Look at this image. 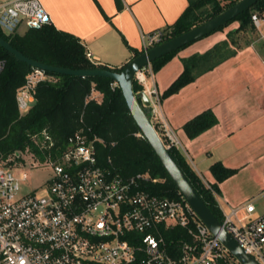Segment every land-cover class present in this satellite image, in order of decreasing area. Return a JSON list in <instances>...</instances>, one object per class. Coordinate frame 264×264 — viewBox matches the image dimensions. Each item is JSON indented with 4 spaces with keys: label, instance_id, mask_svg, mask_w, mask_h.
Returning a JSON list of instances; mask_svg holds the SVG:
<instances>
[{
    "label": "built area",
    "instance_id": "obj_1",
    "mask_svg": "<svg viewBox=\"0 0 264 264\" xmlns=\"http://www.w3.org/2000/svg\"><path fill=\"white\" fill-rule=\"evenodd\" d=\"M251 22L264 42V18L251 15ZM51 24L50 16L39 0H10L0 3V31L6 35L21 28L38 29ZM166 31L141 35L142 51L164 41ZM88 60L97 65L91 54ZM4 62L0 59V73ZM46 74L32 69L16 91L20 115L34 102L36 85ZM150 64L139 69L134 82L149 102V119L164 146L180 149L174 129L160 109V95L154 85ZM118 87L113 82L111 88ZM99 93L91 90L88 99ZM81 129L67 139V146L56 157L45 155L52 171L47 194L19 195L25 173L12 172L21 153L5 154L0 150V264H239L216 235L197 217L181 197L171 199L144 188L157 179L145 173L122 177L109 168L97 165L94 139ZM40 150L52 142L45 131L42 140L32 137ZM110 160L108 159V163ZM222 227L257 264H264V208L254 218V201L227 210L216 200Z\"/></svg>",
    "mask_w": 264,
    "mask_h": 264
},
{
    "label": "trees",
    "instance_id": "obj_2",
    "mask_svg": "<svg viewBox=\"0 0 264 264\" xmlns=\"http://www.w3.org/2000/svg\"><path fill=\"white\" fill-rule=\"evenodd\" d=\"M222 1L227 2L222 4L221 0H189L186 10L166 30L164 41L215 17L239 0ZM116 2L119 4V0ZM252 14L264 18V0H259L250 9L216 30L221 31L237 21L238 28L229 32L226 40L216 43L202 54H194L183 59L182 73L162 93L160 100L177 93L185 85L232 57L242 44H251L253 39L257 38L251 22ZM0 35L27 58L48 66L71 70L99 68L117 73L123 68L91 63L86 57L85 47L76 37L57 30L51 24L38 29H28L21 35L18 33L6 35L1 31ZM177 51L152 61L150 63L152 72H157ZM142 52L133 51L134 57ZM0 59L4 62L0 73V150L3 153L30 154L33 158L45 162L47 153L53 158L56 157L65 150L70 136L81 129L89 128L88 138L91 140L96 138L93 145L98 166L109 168L122 177L147 172L151 178L157 179V182L145 185V189L159 196L179 199L176 187L132 119L120 89L111 88L114 81L101 77L81 78L46 73V79L39 82L34 89L32 106L26 113L20 115L15 100L16 91L24 84L32 68L16 60L1 47ZM92 89L100 94L99 102L88 99ZM141 90V86L134 82V93L138 94ZM138 100L140 102L139 98ZM216 124L215 115L207 110L186 122L183 131L192 139ZM43 131L50 137L52 146L40 150L32 137L36 136L42 140ZM168 151L193 188L221 222L222 216L215 206L210 190L191 170L177 149L169 148ZM211 172L218 182L235 173L220 163H214ZM210 188L218 194L214 184L210 185Z\"/></svg>",
    "mask_w": 264,
    "mask_h": 264
},
{
    "label": "crops",
    "instance_id": "obj_3",
    "mask_svg": "<svg viewBox=\"0 0 264 264\" xmlns=\"http://www.w3.org/2000/svg\"><path fill=\"white\" fill-rule=\"evenodd\" d=\"M10 0H0L5 3ZM57 30L76 37L99 65L120 68L141 51V35L168 30L189 6V0H39ZM232 22L221 31L178 50L155 73L152 84L161 96L182 73V60L202 54L237 29ZM24 29V28H23ZM251 44L162 99L161 112L174 129L178 151L203 184L215 185L216 200L224 208L245 202L264 190V42ZM100 101V96L96 97ZM210 110L217 124L190 139L183 125ZM234 170L218 182L211 166ZM241 187L250 192L239 194ZM232 188L234 191H232Z\"/></svg>",
    "mask_w": 264,
    "mask_h": 264
},
{
    "label": "water",
    "instance_id": "obj_4",
    "mask_svg": "<svg viewBox=\"0 0 264 264\" xmlns=\"http://www.w3.org/2000/svg\"><path fill=\"white\" fill-rule=\"evenodd\" d=\"M259 0H239L231 7L227 8L215 17L195 26L188 31L173 37L169 40L142 52L133 57L126 63L120 72H113L105 69H89V70H71L67 68H59L48 66L32 59L27 58L22 53L14 49L1 35L0 47L10 53L14 58L32 69H38L46 73H55L60 75L76 76V77H101L108 78L117 83L120 89L128 111L134 120L136 126L140 130L142 137L153 150L158 161L164 168L170 180L176 187L178 193L185 202L193 209L197 217L208 228V230L218 237L223 246L237 260L239 264H257L255 260L246 254L230 234L222 227L220 221L214 216L207 204L202 200L191 183L188 181L184 173L178 167L171 157L168 149L157 135L154 127L149 119V102L143 92L135 94L133 91L134 75L144 66L149 65L152 61L170 54L180 48L199 40L220 27L225 26L228 22L235 19L244 11L250 9ZM140 99V102L138 100Z\"/></svg>",
    "mask_w": 264,
    "mask_h": 264
},
{
    "label": "rangeland",
    "instance_id": "obj_5",
    "mask_svg": "<svg viewBox=\"0 0 264 264\" xmlns=\"http://www.w3.org/2000/svg\"><path fill=\"white\" fill-rule=\"evenodd\" d=\"M223 3H226L227 1H222ZM27 31V29L21 28L18 31V34H24ZM12 172L14 174H21L25 173L27 176V179L24 182L20 183V192L19 195L23 194H35L37 196H44L47 194V187H48V180L52 176V171L48 167V165L45 162H41L36 158H33L30 154H21V158L18 161V166L16 169H13ZM232 191L233 188H232ZM239 194H246L250 192V187H241L240 190H238ZM254 196H250L246 199L250 200ZM254 205L256 207V212L254 213V218L259 217L263 208H264V194L254 201ZM224 210H227V208H223ZM231 263L234 264L235 260H231Z\"/></svg>",
    "mask_w": 264,
    "mask_h": 264
}]
</instances>
